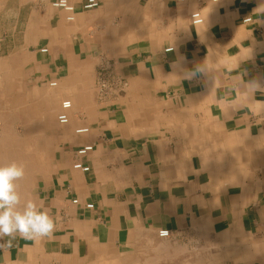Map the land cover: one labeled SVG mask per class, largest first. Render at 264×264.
Returning a JSON list of instances; mask_svg holds the SVG:
<instances>
[{
    "label": "crops",
    "instance_id": "obj_1",
    "mask_svg": "<svg viewBox=\"0 0 264 264\" xmlns=\"http://www.w3.org/2000/svg\"><path fill=\"white\" fill-rule=\"evenodd\" d=\"M98 1L70 0L69 22L0 0V164L24 165L18 207L56 224L0 264H264V0ZM101 56L129 81L113 104L95 98Z\"/></svg>",
    "mask_w": 264,
    "mask_h": 264
},
{
    "label": "clouds",
    "instance_id": "obj_2",
    "mask_svg": "<svg viewBox=\"0 0 264 264\" xmlns=\"http://www.w3.org/2000/svg\"><path fill=\"white\" fill-rule=\"evenodd\" d=\"M64 0H57L54 7H62ZM264 11V6L258 9ZM249 90L264 91V82L249 81ZM25 167L16 161L7 165L0 164V250L6 251L12 247V241L17 235L23 240L39 241L50 237L56 224L47 211L38 209L34 201H28L19 208L20 196L16 191V181L23 179ZM4 237H9L4 241Z\"/></svg>",
    "mask_w": 264,
    "mask_h": 264
},
{
    "label": "built area",
    "instance_id": "obj_3",
    "mask_svg": "<svg viewBox=\"0 0 264 264\" xmlns=\"http://www.w3.org/2000/svg\"><path fill=\"white\" fill-rule=\"evenodd\" d=\"M57 0H50V4L53 8L60 9L67 13L66 20L71 22L74 20V6L71 4L70 0H64L62 7H54V4ZM99 5L98 0H85L83 8L85 10H91L97 8ZM191 22L193 24H200L203 21V18L199 11L193 12L191 14ZM250 18H245L244 21H249ZM167 51L171 48L166 49ZM42 52H46V49H41ZM56 85L55 81L49 83V86L53 87ZM129 86L128 78L124 75L117 72L115 64L112 60L101 56L98 59V63L95 69L94 76V94L98 102L103 104H113L122 94H125ZM72 104L70 100H64L60 104L61 111L57 115V122L59 124L65 125L69 122V117L67 111L71 108ZM88 128H78L75 130L76 133H87ZM93 146L91 144L84 145L74 152V162L73 168L82 172L89 171V166L83 164L80 161V158L85 156L88 152L92 150ZM73 203H78L77 199L72 200ZM86 208L90 209L93 207V204H86ZM158 235L161 237L170 236L169 230L160 229L158 230Z\"/></svg>",
    "mask_w": 264,
    "mask_h": 264
},
{
    "label": "bare ground",
    "instance_id": "obj_4",
    "mask_svg": "<svg viewBox=\"0 0 264 264\" xmlns=\"http://www.w3.org/2000/svg\"><path fill=\"white\" fill-rule=\"evenodd\" d=\"M161 250H162V249H161ZM191 250H192V249H191ZM205 253H206V252H205ZM157 255H158V254H157ZM159 255H160V254H159ZM160 257H161V256H160ZM145 259H146V258H145ZM145 259H143V260H145ZM147 259H148V258H147ZM147 259H146V260H147ZM152 261H154V260H152ZM152 261H149V263L152 262ZM143 262H145V261H143Z\"/></svg>",
    "mask_w": 264,
    "mask_h": 264
},
{
    "label": "rangeland",
    "instance_id": "obj_5",
    "mask_svg": "<svg viewBox=\"0 0 264 264\" xmlns=\"http://www.w3.org/2000/svg\"><path fill=\"white\" fill-rule=\"evenodd\" d=\"M49 4H50V2H49ZM50 5H51V4H50ZM0 127H1V121H0ZM17 127H20L19 124L17 125ZM17 127H16V128H17Z\"/></svg>",
    "mask_w": 264,
    "mask_h": 264
}]
</instances>
